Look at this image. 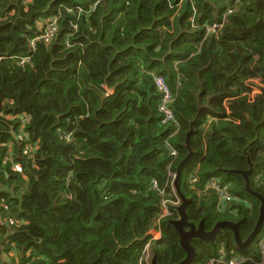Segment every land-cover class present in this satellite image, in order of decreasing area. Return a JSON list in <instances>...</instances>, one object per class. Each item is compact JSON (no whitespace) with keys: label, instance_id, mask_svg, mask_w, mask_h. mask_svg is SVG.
Masks as SVG:
<instances>
[{"label":"trees","instance_id":"trees-1","mask_svg":"<svg viewBox=\"0 0 264 264\" xmlns=\"http://www.w3.org/2000/svg\"><path fill=\"white\" fill-rule=\"evenodd\" d=\"M188 155L187 221L239 222L245 241L246 187L264 199V0H0V264H147V246L148 264L182 262ZM190 244L191 264H264V239L250 255L228 227Z\"/></svg>","mask_w":264,"mask_h":264},{"label":"water","instance_id":"water-1","mask_svg":"<svg viewBox=\"0 0 264 264\" xmlns=\"http://www.w3.org/2000/svg\"><path fill=\"white\" fill-rule=\"evenodd\" d=\"M189 156L190 155L186 156L184 160L179 164L178 169H177V175L175 176L174 185H173L177 194L180 196L181 204L178 206L180 218L177 220L171 221V224L174 226V228L179 233L180 244L186 251L185 259L178 264H191V262L193 261L196 255L194 247L190 244V239L198 238L206 242H213L216 239L222 227H228L233 230L234 236L236 238V244L240 250L247 248V246L250 245L251 239L260 230V227L262 223L264 222V199L263 197L255 193L254 191H252L248 186L246 187V190H248L250 193H252L253 195L257 196L260 199L261 205H260V210H259V215L257 218L256 226L251 232L250 236L245 241H242L240 239L238 232L236 231V227L239 225V222H217L215 226L209 231H205L203 229V226H202L203 220H201L197 226H195L192 223H189L187 221V217H186L185 210H184L187 200L184 198L183 194L178 190V184H177L181 167L188 160ZM250 171H252V169H250L248 172ZM248 172H245V174H247ZM184 227H189V229L185 230ZM151 264H155V261L153 258H152Z\"/></svg>","mask_w":264,"mask_h":264},{"label":"rangeland","instance_id":"rangeland-1","mask_svg":"<svg viewBox=\"0 0 264 264\" xmlns=\"http://www.w3.org/2000/svg\"><path fill=\"white\" fill-rule=\"evenodd\" d=\"M254 87L255 86H253V88ZM256 90L257 89H254L253 93H256ZM214 176L217 179H220L221 181H225V182L226 181H232L233 179H235V175H233V174L226 175L225 173H216ZM232 192H233V190H232ZM235 194H236V196L240 195V196H243V197L251 200L249 195L246 192H244L243 190H236ZM226 216H229V215H226ZM234 218L236 219L237 216H235ZM153 232L156 233V236L159 235V233L157 231H153ZM263 239H264V228H261V230L257 233V235L252 240L250 247L248 248V252L250 255H254V254H257L259 252V249L261 247V241ZM149 248H150V246L149 247L147 246L144 249L145 253L149 250V253L148 254L146 253L147 255L145 256L147 264H148V262H150V259H151V258H148V256L152 257L151 251ZM237 256L241 257L242 255L237 254Z\"/></svg>","mask_w":264,"mask_h":264},{"label":"built area","instance_id":"built-area-1","mask_svg":"<svg viewBox=\"0 0 264 264\" xmlns=\"http://www.w3.org/2000/svg\"><path fill=\"white\" fill-rule=\"evenodd\" d=\"M53 30L54 28L49 25L47 29L45 30L47 32L44 35H42L41 38L48 40L51 37ZM155 82H156L158 89L162 92V103L159 107V110L161 114L163 115V121L171 120L173 119V114H172V110L170 106L168 105V103L171 101V94L162 77H156ZM223 197L225 199H229V196H227L224 193H223Z\"/></svg>","mask_w":264,"mask_h":264},{"label":"clouds","instance_id":"clouds-1","mask_svg":"<svg viewBox=\"0 0 264 264\" xmlns=\"http://www.w3.org/2000/svg\"><path fill=\"white\" fill-rule=\"evenodd\" d=\"M156 236V234H154Z\"/></svg>","mask_w":264,"mask_h":264}]
</instances>
